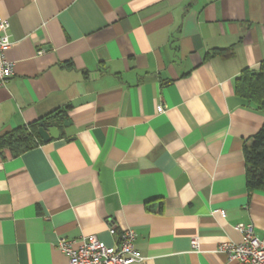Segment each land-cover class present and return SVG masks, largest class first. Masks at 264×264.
I'll return each instance as SVG.
<instances>
[{
  "label": "crops",
  "instance_id": "obj_1",
  "mask_svg": "<svg viewBox=\"0 0 264 264\" xmlns=\"http://www.w3.org/2000/svg\"><path fill=\"white\" fill-rule=\"evenodd\" d=\"M0 14V135L40 119L60 133L0 148V264H69L60 237L109 247L124 228L134 264H234L217 246L242 240L236 224L264 236L243 154L264 111L234 91L264 60V0H0Z\"/></svg>",
  "mask_w": 264,
  "mask_h": 264
},
{
  "label": "built area",
  "instance_id": "obj_2",
  "mask_svg": "<svg viewBox=\"0 0 264 264\" xmlns=\"http://www.w3.org/2000/svg\"><path fill=\"white\" fill-rule=\"evenodd\" d=\"M7 21L0 14V87L4 85L13 74V62L6 58V49L11 46L8 34ZM41 52V51H40ZM159 110H162L158 106ZM221 216L225 212L219 211ZM235 230L242 235L240 242H223L217 246V251L222 252L227 261L234 264H264V236L255 234L251 224L238 223ZM110 235L115 234L113 226L108 227ZM132 228H124L120 231L118 242L109 246L100 241L95 235L81 236L77 244L71 238L60 237L57 247L68 257L69 264H134L142 258L140 253L133 248L136 235ZM194 250H198V240L192 239Z\"/></svg>",
  "mask_w": 264,
  "mask_h": 264
},
{
  "label": "trees",
  "instance_id": "obj_3",
  "mask_svg": "<svg viewBox=\"0 0 264 264\" xmlns=\"http://www.w3.org/2000/svg\"><path fill=\"white\" fill-rule=\"evenodd\" d=\"M232 47L215 49L212 55L228 57L232 55ZM257 70L244 68L235 80L234 91L247 103H251L256 109L264 111V60L261 61ZM58 116V122L67 118L65 113ZM39 121L18 127L0 135V148L8 146L16 153L29 150L40 142L38 135ZM45 124V122H44ZM250 144L244 147V158L247 167L246 184L248 191L264 192V122L259 130L252 136Z\"/></svg>",
  "mask_w": 264,
  "mask_h": 264
},
{
  "label": "water",
  "instance_id": "obj_4",
  "mask_svg": "<svg viewBox=\"0 0 264 264\" xmlns=\"http://www.w3.org/2000/svg\"><path fill=\"white\" fill-rule=\"evenodd\" d=\"M67 122L68 121H64L63 124H66ZM38 125H39L38 135L43 142H47L53 139V137L54 138L59 137L58 135H60V133L56 126H49L47 124H44V122H40Z\"/></svg>",
  "mask_w": 264,
  "mask_h": 264
}]
</instances>
